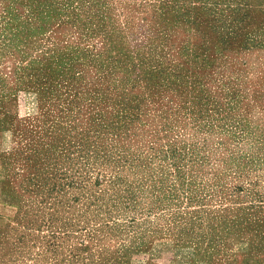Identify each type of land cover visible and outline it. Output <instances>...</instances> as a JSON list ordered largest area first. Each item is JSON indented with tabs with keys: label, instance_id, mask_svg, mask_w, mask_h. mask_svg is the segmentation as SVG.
Wrapping results in <instances>:
<instances>
[{
	"label": "rangeland",
	"instance_id": "obj_1",
	"mask_svg": "<svg viewBox=\"0 0 264 264\" xmlns=\"http://www.w3.org/2000/svg\"><path fill=\"white\" fill-rule=\"evenodd\" d=\"M0 264H264V0H0Z\"/></svg>",
	"mask_w": 264,
	"mask_h": 264
}]
</instances>
